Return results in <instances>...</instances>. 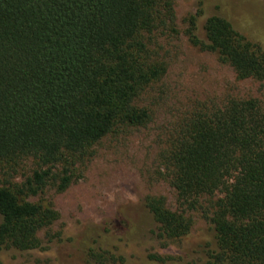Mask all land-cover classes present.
<instances>
[{"label":"trees","instance_id":"trees-1","mask_svg":"<svg viewBox=\"0 0 264 264\" xmlns=\"http://www.w3.org/2000/svg\"><path fill=\"white\" fill-rule=\"evenodd\" d=\"M171 17V0H0V171L33 159L40 170L22 190L42 191L58 177L49 168L82 156L113 131L143 127L139 106L161 70L147 55V36ZM238 80L264 81V51L218 16L203 26L205 40ZM166 141L160 157L184 210L215 197L211 223L217 253L210 264H264V103L229 98L192 112ZM66 171H64L65 173ZM71 176L60 179L59 189ZM159 236L188 232L182 213L161 199L145 201ZM0 246L28 250L57 213L20 201L0 187Z\"/></svg>","mask_w":264,"mask_h":264},{"label":"rangeland","instance_id":"rangeland-1","mask_svg":"<svg viewBox=\"0 0 264 264\" xmlns=\"http://www.w3.org/2000/svg\"><path fill=\"white\" fill-rule=\"evenodd\" d=\"M213 16L227 20L247 41L264 51V0H171V17L147 36V55L161 74L141 95L139 106L150 113L143 127L113 131L82 156L65 160L36 195L22 190L33 171V159L16 160L0 171V187L22 202L47 207L56 221L37 234L39 245L28 250L0 246V264H210L217 253L211 218L215 197H203L184 210L168 183L160 157L169 137L197 109L222 105L229 98L264 103V81L238 80L213 53L190 43L205 40L203 26ZM65 173L69 186L59 189ZM161 199L171 212L182 213L188 232L177 240L159 236L145 201ZM1 222V218H0Z\"/></svg>","mask_w":264,"mask_h":264}]
</instances>
